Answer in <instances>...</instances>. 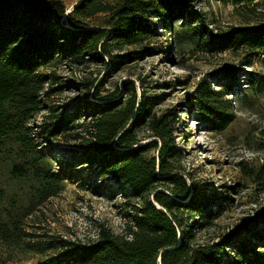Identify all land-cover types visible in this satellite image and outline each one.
<instances>
[{"label": "rangeland", "instance_id": "1", "mask_svg": "<svg viewBox=\"0 0 264 264\" xmlns=\"http://www.w3.org/2000/svg\"><path fill=\"white\" fill-rule=\"evenodd\" d=\"M37 1L60 2L65 18L81 0ZM181 1L193 14L172 19L173 47H167L172 37L161 18L147 14L152 31L141 43L111 46L110 55L97 48L103 61L60 62L40 69L46 79L38 111L24 122L20 137L0 139V264H39L58 256L62 244L92 243L103 229L122 233L140 200L126 197L110 177H99L93 167L74 160L79 144L73 136L87 137L88 116L75 117L76 129L65 137L49 139L42 126L95 100L96 91L98 96L118 92L117 98L130 97L124 93L127 80L134 86L136 107L143 98L161 94L153 114L175 112L174 135L189 192L194 183L206 196L216 197L201 227L194 225L202 222L200 216L181 214L192 234L190 245L219 244L224 264H264V50L232 46L210 51L203 45L207 32L264 24V0L238 5L230 0ZM110 15L97 13L85 26L103 27ZM120 59L125 62L116 64ZM229 70L235 75L222 76ZM209 90L213 96L207 95ZM205 108L215 114L209 116ZM19 138L28 143L23 146ZM137 139V145L154 139L146 123ZM46 172L59 179L56 184L47 183Z\"/></svg>", "mask_w": 264, "mask_h": 264}, {"label": "trees", "instance_id": "2", "mask_svg": "<svg viewBox=\"0 0 264 264\" xmlns=\"http://www.w3.org/2000/svg\"><path fill=\"white\" fill-rule=\"evenodd\" d=\"M104 1L81 0L63 20L64 7L57 1L41 4L37 0H0V139L9 134L20 137L24 122L38 111L46 79L42 67L103 61L97 48L110 55L111 46L119 49L124 44L141 43L152 31L145 20L147 14L160 17L170 36L172 19L193 14L181 0H117L110 6ZM253 1L230 0L234 5ZM107 12L111 15L101 24L103 27L85 26V20ZM171 37L169 48L175 44ZM206 37L203 45L210 51L232 46L264 50V24L230 28L223 34L207 32ZM229 75L234 76L235 71L222 74ZM124 86V93H131L130 97L117 98L118 92L98 96L96 91L95 100L82 102L70 113L57 114L42 126V131L49 139L65 137L76 129L75 117L86 114L91 121L84 129L87 137L78 133L73 136L79 144V150L73 152L74 160L93 167L99 177H110L123 195L139 199L140 204L128 215L121 234L103 229L96 241L62 244L58 256L39 264H224V250L219 244L189 243L192 234L186 230L181 214L200 216L202 222L194 225L201 227L208 222L209 215L204 214L207 206L217 200L206 196L205 189L196 188L194 183L189 192L180 167L183 152L174 135L175 112L153 114L161 94L143 98L136 107L134 86L128 80ZM208 93L214 94L210 90ZM205 110L209 116L215 114L213 108ZM144 123L154 139L137 145ZM18 141L23 146L28 143L24 138ZM43 177L49 184L59 180L51 172ZM261 219L264 221V215ZM0 232H4L1 224ZM237 253L241 254L239 250Z\"/></svg>", "mask_w": 264, "mask_h": 264}, {"label": "water", "instance_id": "3", "mask_svg": "<svg viewBox=\"0 0 264 264\" xmlns=\"http://www.w3.org/2000/svg\"><path fill=\"white\" fill-rule=\"evenodd\" d=\"M65 18H66V16H65ZM65 18H63V20H64Z\"/></svg>", "mask_w": 264, "mask_h": 264}]
</instances>
